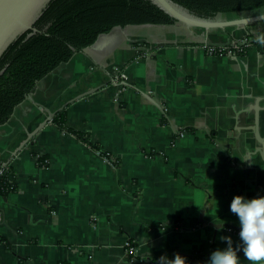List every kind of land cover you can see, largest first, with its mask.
Listing matches in <instances>:
<instances>
[{
  "label": "crops",
  "instance_id": "crops-1",
  "mask_svg": "<svg viewBox=\"0 0 264 264\" xmlns=\"http://www.w3.org/2000/svg\"><path fill=\"white\" fill-rule=\"evenodd\" d=\"M201 30L115 27L15 108L0 264H205L220 237L238 241L231 200L264 196V21ZM61 109L101 152L52 122Z\"/></svg>",
  "mask_w": 264,
  "mask_h": 264
},
{
  "label": "trees",
  "instance_id": "trees-1",
  "mask_svg": "<svg viewBox=\"0 0 264 264\" xmlns=\"http://www.w3.org/2000/svg\"><path fill=\"white\" fill-rule=\"evenodd\" d=\"M171 1L204 19H213L220 13H238L264 7V0ZM174 23L151 0H50L33 24L37 31H27L21 35L0 58V126L9 120L15 108L40 80L69 61L75 53L91 46L100 34L115 27ZM253 43L264 47L257 41ZM240 48V53H243L245 45H240ZM225 49L215 47L213 52L223 53ZM52 122L101 152L87 135L66 127L65 109L57 111ZM10 173L9 167L2 168L0 173V194L4 197L15 189L9 181Z\"/></svg>",
  "mask_w": 264,
  "mask_h": 264
},
{
  "label": "water",
  "instance_id": "water-1",
  "mask_svg": "<svg viewBox=\"0 0 264 264\" xmlns=\"http://www.w3.org/2000/svg\"><path fill=\"white\" fill-rule=\"evenodd\" d=\"M151 1L166 12L171 19L175 21V23H180L188 27L206 30L224 29L227 27L245 26L264 21V10L250 15L239 16L226 20L217 19L216 17L213 19H204L190 14L182 7L173 3L171 0ZM49 2L50 0H0V58L5 50L21 35L27 31H32V33L37 31L33 24L39 18L43 9H45ZM239 13L241 14L242 12L235 14ZM209 45L214 44L209 43ZM29 96L30 93L27 98H29ZM53 116L54 114L51 113L50 117L52 118ZM256 123L257 118L255 120V124ZM253 130L255 138L263 146V141L259 139L256 127H254Z\"/></svg>",
  "mask_w": 264,
  "mask_h": 264
},
{
  "label": "clouds",
  "instance_id": "clouds-1",
  "mask_svg": "<svg viewBox=\"0 0 264 264\" xmlns=\"http://www.w3.org/2000/svg\"><path fill=\"white\" fill-rule=\"evenodd\" d=\"M257 43L264 45V37H258ZM229 211L238 221V241L234 243L231 236L220 237L225 246L213 250L205 264H242L240 253L248 264H264V196L249 199L236 195L231 200ZM158 264L188 262L186 257L177 253L171 259L162 255Z\"/></svg>",
  "mask_w": 264,
  "mask_h": 264
},
{
  "label": "rangeland",
  "instance_id": "rangeland-1",
  "mask_svg": "<svg viewBox=\"0 0 264 264\" xmlns=\"http://www.w3.org/2000/svg\"><path fill=\"white\" fill-rule=\"evenodd\" d=\"M185 12H186V11H185ZM229 14H230V13H229ZM229 14H228V15H229ZM242 14H243V13H242ZM242 14H241V15H242ZM247 14H249V13H246V15H247ZM229 16H230V15H229ZM220 17H221V16H220ZM222 17H223V16H222ZM236 17H239V16H238V15H235V18H236ZM190 29H192V30H194V31H203V30H201L200 28H195V27H190Z\"/></svg>",
  "mask_w": 264,
  "mask_h": 264
},
{
  "label": "built area",
  "instance_id": "built-area-1",
  "mask_svg": "<svg viewBox=\"0 0 264 264\" xmlns=\"http://www.w3.org/2000/svg\"><path fill=\"white\" fill-rule=\"evenodd\" d=\"M210 52H213L212 49ZM121 76V75H120ZM2 169L0 170V173H1ZM130 245L127 243V247H129ZM129 251L132 252V248H129Z\"/></svg>",
  "mask_w": 264,
  "mask_h": 264
}]
</instances>
